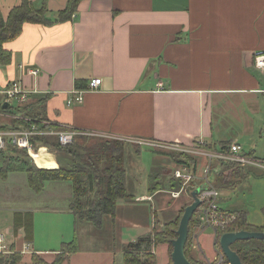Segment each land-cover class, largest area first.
<instances>
[{
    "label": "crops",
    "instance_id": "crops-1",
    "mask_svg": "<svg viewBox=\"0 0 264 264\" xmlns=\"http://www.w3.org/2000/svg\"><path fill=\"white\" fill-rule=\"evenodd\" d=\"M21 1L0 0L2 18ZM29 1L44 2L51 20L67 3ZM3 48L11 60L0 64V91L18 82L48 96V124L137 142V154L141 147L236 144L262 164L247 169H264V68L255 65L264 56V0H82L70 21L24 24ZM92 79L101 80L98 89L67 106ZM36 164L59 168L52 154ZM143 228L141 236L151 232Z\"/></svg>",
    "mask_w": 264,
    "mask_h": 264
},
{
    "label": "rangeland",
    "instance_id": "rangeland-1",
    "mask_svg": "<svg viewBox=\"0 0 264 264\" xmlns=\"http://www.w3.org/2000/svg\"><path fill=\"white\" fill-rule=\"evenodd\" d=\"M14 104L12 102L13 107ZM5 121H9L5 115L0 116V123ZM77 136L86 137L77 142L83 148L80 154H83L86 148L96 143L113 141L92 135L77 134ZM123 143L128 144L124 146L125 150L123 151L128 194L134 196L135 199L142 195L153 196L150 197L151 201L120 200L117 202L115 218L111 220V218L106 217L100 227L95 228L91 223H75L69 208L71 187L66 182L59 183L61 185H54L53 183L51 185L47 182L43 192L35 194L30 190L24 173H10L6 180L0 178V234L12 228L13 213H30L33 220L30 248L33 253L41 254L46 261H51L54 255L61 250L63 244L70 243L75 238L78 253L72 255L66 264H122L121 249L123 244L133 242L140 237L145 230L143 228L145 225L152 230L157 225L155 221L159 222L156 229L161 232L164 229V224L173 221L180 215L183 208L185 210L193 202L191 192L204 185L200 182L199 186H195V184L187 186L177 199H172L169 194V191H174L171 189L172 183L178 184L177 181H173V172L180 168V164H184L182 163L186 161L184 156H191L182 152L189 150L185 148L195 146L197 142L191 146L168 145L165 146L163 152L141 147L139 154L136 153L135 148L137 142ZM151 146H154L153 149L161 147L154 144ZM205 148L209 149L207 144ZM41 149L45 150L42 147L38 152L30 151V156L32 153H39L40 157L45 156L40 151ZM45 152L49 155L52 154L53 159H55L56 155L51 151L45 150ZM191 157L193 158V156ZM196 160L201 163H198L200 166L198 174L203 175L206 159L196 158ZM33 161L37 166L34 159ZM241 169L240 177L246 174L245 177L242 180L240 178L238 180L233 179L234 186L225 190H218L220 195L217 205L224 210L245 211L247 222L253 226H260L264 221V169ZM219 170V173L224 172V175L229 172V170L224 171L221 168ZM151 188L159 191L153 193L154 190ZM148 189H151L153 194ZM195 215H197L196 211L192 218ZM195 228L196 224L194 223L188 229L186 243H190L186 244L187 257H195V259L192 258L199 264H217L222 258L220 264H227L221 254L217 239V234L225 228L219 231L206 229L201 233L196 232ZM18 236L20 235H14L15 239ZM6 239L8 240V238ZM155 254V264H167L165 262L169 259L167 245L158 246L155 249ZM215 257L216 260H208ZM20 264H30L29 254L25 255Z\"/></svg>",
    "mask_w": 264,
    "mask_h": 264
},
{
    "label": "trees",
    "instance_id": "trees-1",
    "mask_svg": "<svg viewBox=\"0 0 264 264\" xmlns=\"http://www.w3.org/2000/svg\"><path fill=\"white\" fill-rule=\"evenodd\" d=\"M82 0H67L64 10L57 12L55 19L49 18V10L44 2L35 6L29 0H22L20 5L14 7L6 20L0 14V64L7 65L11 60V54L7 52L3 45L16 38L22 31L24 24L51 25L54 23L67 22L72 19L77 11V7ZM78 88H82L77 86ZM48 96L32 95L28 102L24 104H9L3 108L5 102L0 97V116H4L9 121L0 123V131L31 130L35 127L40 132H45L50 128L61 131L58 126L48 124L45 115L46 102ZM2 120V118H1ZM84 136H76L70 145H61L55 135L37 134L30 137V148L37 152L39 148H47L56 155L58 169L47 170L38 168L26 150H20L11 144H7L4 150L0 151V178L6 180L10 173H24L30 190L35 194H40L47 182H67L70 183L72 198L70 211L75 219V223H91L95 228L100 227L104 218H115L117 202L120 200L133 201L134 196L127 191V173L124 166L123 151L126 143L118 141L99 142L85 149L80 154L82 147L77 143L84 140ZM227 145H221L225 147ZM211 150H216L215 145H207ZM43 155L45 150L41 149ZM185 162L194 171L197 160L184 156ZM178 163V162H176ZM228 171L219 173V169ZM241 168H236L228 163H215L210 175L211 185L217 190H225L234 186L232 180H242ZM171 189L178 190L179 184L172 183ZM154 190L156 193L159 190ZM151 189H149L151 193ZM184 208L173 221L164 224V229L159 232L156 227L151 232L138 237L135 241L122 245V264H155V249L161 245H167V264H172L170 253L172 252L171 241L177 238L176 230ZM222 211H225L221 209ZM227 214L235 216V221L227 225L218 235L221 237L225 232H260L264 234V221L260 226H253L246 220V212L242 210L225 211ZM156 218V214H155ZM195 217L189 223V228L195 223ZM188 228V229H189ZM12 229L14 235L22 231L24 240L32 242L33 220L30 213L15 212L12 218ZM219 231V230H218ZM190 237V235H189ZM190 239V238H189ZM189 241V240H188ZM190 242L186 243L189 244ZM185 245L184 254L191 264H199L194 259L188 258ZM220 249V248H219ZM237 253L242 264H264V241L247 240L238 241L231 246ZM171 251V252H170ZM78 253V245L75 238L72 242L63 244L61 250L55 254L52 262L45 261L36 253L30 255V264H66L72 255ZM24 255L0 254V264H20Z\"/></svg>",
    "mask_w": 264,
    "mask_h": 264
},
{
    "label": "built area",
    "instance_id": "built-area-1",
    "mask_svg": "<svg viewBox=\"0 0 264 264\" xmlns=\"http://www.w3.org/2000/svg\"><path fill=\"white\" fill-rule=\"evenodd\" d=\"M255 65L258 68H264V56L257 57L255 59ZM28 73L33 77L38 75L37 70H29ZM100 84V79H92L87 84V89L72 92V96L66 100V105L71 106L73 104L82 103L83 94L97 90ZM32 94L34 93L26 91L18 82H14L10 84L9 87L0 91V97H2L5 103L14 102L15 104H24L28 102ZM37 134L55 135L59 143L64 146L70 145L77 136L76 132L71 130L40 132L35 127L31 130L0 131V151L4 150L7 144H11L17 149L26 150L29 154L30 151H32L29 142L30 137ZM205 145L206 144L202 142H197L195 146L185 148L189 150L183 149L184 151L182 152L188 154V156H193L194 159H206V165L203 166V175L198 174V169L200 168L199 164H201L199 160H197L195 171L189 167L186 162H182L184 164H180V168L173 172V181H177L179 189L169 191L170 197L172 199H177L182 195L187 186L192 184L199 186L200 182L204 183L203 189H201L197 195V198L201 202L200 206L196 209L197 215H195V230L198 233L206 229H212L214 231L223 229L236 219L234 215L225 213V211H222L217 205L220 194L218 190L211 185L209 177L213 164L228 163L234 165L236 168L262 167V164L258 163V161L254 160L251 156H248V154H245L239 145L230 144L216 150L206 149ZM6 238H8V240ZM15 253L21 255L33 254L30 244L24 240L23 235L15 239L13 232L6 230L4 233L0 234V254L11 255ZM221 259L217 264L221 263ZM206 261L208 260L206 259Z\"/></svg>",
    "mask_w": 264,
    "mask_h": 264
},
{
    "label": "water",
    "instance_id": "water-1",
    "mask_svg": "<svg viewBox=\"0 0 264 264\" xmlns=\"http://www.w3.org/2000/svg\"><path fill=\"white\" fill-rule=\"evenodd\" d=\"M8 105V103H5L3 108L8 107ZM201 189H203V186L191 192V198L193 202L185 208L176 231L177 238L171 241L172 252L170 257L172 264H191L185 257L184 249L188 237L189 223L192 220L196 209L201 203L197 198V195ZM247 240L264 241V234L260 232L239 231L224 233L221 235L219 239V248L221 250L222 256L227 261V264H242L239 256L231 249V246L238 241Z\"/></svg>",
    "mask_w": 264,
    "mask_h": 264
},
{
    "label": "bare ground",
    "instance_id": "bare-ground-1",
    "mask_svg": "<svg viewBox=\"0 0 264 264\" xmlns=\"http://www.w3.org/2000/svg\"><path fill=\"white\" fill-rule=\"evenodd\" d=\"M39 155H40L39 153H32L31 154L32 158L35 160L36 163L38 161Z\"/></svg>",
    "mask_w": 264,
    "mask_h": 264
}]
</instances>
